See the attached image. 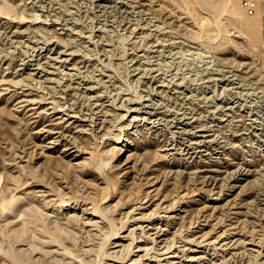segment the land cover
<instances>
[{"label":"rangeland","instance_id":"rangeland-1","mask_svg":"<svg viewBox=\"0 0 264 264\" xmlns=\"http://www.w3.org/2000/svg\"><path fill=\"white\" fill-rule=\"evenodd\" d=\"M160 1L176 19H158L139 0H0V264H128L139 251L112 245L143 210L179 216L160 249L142 236L150 255L175 247L184 258L183 244L200 239L208 257L193 264H264V39L261 27L255 40L246 31L259 17L239 0ZM47 45L76 49L82 61L51 81L24 77L22 58ZM157 64L161 81L140 68ZM91 83L96 90L86 89ZM25 93L31 99L19 101ZM140 94L194 111L222 145L186 153L189 135L171 122L125 127L123 113ZM58 106L83 119L59 122ZM69 140L84 150L77 164L63 151ZM239 167L249 179L225 203L202 176Z\"/></svg>","mask_w":264,"mask_h":264},{"label":"bare ground","instance_id":"bare-ground-1","mask_svg":"<svg viewBox=\"0 0 264 264\" xmlns=\"http://www.w3.org/2000/svg\"><path fill=\"white\" fill-rule=\"evenodd\" d=\"M95 1L97 2V5H100V7H101L102 5L106 4L105 1H107V0H95ZM139 1H141L142 5L149 8L151 11H153L158 16V19L163 20L164 22L169 23L176 16V14L173 12V10L170 7H168L166 4L161 2L160 0H139ZM103 8H104V6H103ZM155 18H157V17H155ZM174 19H176V18H174ZM259 25L256 22H249L248 23V25L246 27V31L248 32L251 39L255 40L257 38L259 31H260ZM139 27L145 28V27H147V25L145 23V25H140ZM155 28L158 29L157 27H155ZM22 29H18L17 31L21 32V31H23ZM151 29L149 30V32L150 31L152 32ZM76 30H77V28H76ZM74 31H75V29H74ZM162 34H163V32H162ZM158 36L160 38H158ZM158 36H157V38H158L157 43L160 45L161 43H163V40H166V38L160 36V34H158ZM172 40L176 41V40H174V38ZM163 45H165V42L163 43ZM54 52L55 53L57 52V53L55 54ZM36 55L28 56V58H26V57L22 58L23 61L21 64H23V66H21L20 69L22 70L21 73L26 72V75L24 77H28L31 75H38L39 77H41L45 81H51L53 79V77L50 76L49 74L56 72L57 70H60L61 66L65 65V67L69 69L66 72L68 73V75H70L73 72L71 70L74 68H77L79 66L78 65L79 62L82 61L81 55L76 49H71L69 51H67L66 49L57 50L56 47H53V46L48 47V45L45 47L43 46L42 50ZM149 60L146 59V61L151 64V62ZM157 63L159 64V62H157ZM154 66H146L145 65L144 67H140V68H143V70H147V69L153 70L154 73L152 74V76L154 78L158 79L159 81H161V78H160L161 77V69H162L161 67H163V66L162 65H158L157 67H156V65H154ZM70 77L72 78V75ZM227 78L233 82H236L235 77H229L228 76ZM98 79H99L98 77H93V79L91 78V81L94 80V82H95ZM99 80H98V82H99ZM163 80L164 79H162V82H160L159 85H164ZM23 86H25V85H23ZM85 87H86V89L93 91V90H96V87H98V85H97V83H91V84L86 85ZM21 88H24V87H21ZM24 89H26V88H24ZM99 94H101V93H99ZM26 95H27V93L24 94V96H26ZM143 95L140 94L136 98H133V101H138L139 103H137L136 105H128L126 107L127 111L125 113H123V117H125L127 114H129V116L127 117L128 120L126 121L125 127L133 128L134 126H136V129H140L141 128L140 126L147 125V124H152L151 127H154V126H158L159 123H162L163 121L168 122V123L171 122V126H177L178 128L180 127L179 128L180 130L177 129V131H184V132L188 133V135H189V138L187 137V141L186 140L183 141V144L185 142V145L183 147L180 146V148L182 147L183 149L187 150L186 153H189L190 151H191V153H193L197 150H198V152L199 151L201 152L205 149L212 147L213 144H220L223 141V140L219 141V139H217L214 136L209 137V136L213 135V132H212V130L214 129L213 125L205 123V122H203V120H200V116L196 115L194 111L193 112L191 110L188 111L187 109H185V110L183 109V111H178V110L174 111L173 108L172 109L169 107L167 108L166 106H165L166 108H163V106L161 104H159L158 102L155 101L153 96H151V95L143 96ZM29 99H31V98L26 96V97H23L19 101L23 102V101L29 100ZM232 106L233 105L229 104L226 106V108L230 109V108H232ZM48 108H50V107H48ZM56 112H62V114H59L56 117V118H60L59 122H62L65 119V120L69 121V124H70V122L73 123L79 118L83 119L82 116H80V114H79L80 109H76V107L75 108L59 107L56 109ZM72 117H75L76 119L72 120L71 119ZM129 130L130 129H128V131ZM116 141L121 142L122 140L120 138H118ZM69 142H72V141L69 140V141L65 142L64 147H63V151L66 152L67 150H70V154H72V156H71L72 159L70 158V159H68V161L71 164H75V163L77 164L80 162V159H78V158L80 155H82L84 150H82L79 147L78 143H74V145L78 146V147L72 149V146L69 145ZM171 143H174V142L172 141ZM177 144H178V142H175L174 145L170 146V148L176 147ZM220 145H222V144H220ZM201 146H203V147L206 146V148L205 147L202 148ZM115 148H117L118 151H121L123 149L122 145L116 146ZM76 150H82V152H78ZM130 156L131 155L129 154L128 157H130ZM177 171H178V169H177ZM226 172L227 173L224 175H220V173L215 172V171H213L211 173L208 172V173H204L202 177H203V181L205 182V184L211 185V187H210L211 191H213V189H215V187H219V190H217V193L219 195L218 197H221L223 193H226L227 194V196H226L227 200H226V202L225 201L224 202L229 203V201L231 199V197H229V195L234 194V191L238 187H241L240 188V190H241L243 188V186L246 185L247 181H245V180L249 179L250 172H249V170L246 171L243 168L241 169V167L234 168V169L226 171ZM224 183H227V189L230 190L229 193L222 192L224 189L222 187ZM163 199H165V196H164V198H162V200ZM199 199H201V198H199ZM159 202L160 201H158V203ZM152 203H153V201L150 202L149 204L142 205L140 207H148ZM158 203H156V205ZM99 209H100V207L95 205L93 215L91 217H89L90 221L94 220V217L97 215V212ZM181 210H184V208L183 209L181 208ZM147 213L148 212H144V210H143L140 215L133 214L132 218L130 220L136 221V224L133 225V227H130L131 230L129 233L123 234V235L119 234V236H118L119 238L116 239L112 245L114 248H117V247H124L125 244L128 243L129 248H130V250H129L130 253L132 251L134 253L135 252L134 250L139 251L137 253L138 256L133 257L128 264H193L194 262H196L199 259H203V261H204V259L206 257H208L206 251L204 253V250L201 248V244H200L201 240L200 239L198 240L199 242H197L195 244H192V242L190 244H187V242H185L183 244L182 251L184 250L185 252H183V254H186V256L184 258L180 257L179 251L181 248L176 249L175 247H174V249L171 248L172 250L168 251V253L160 252L157 254L150 255L149 249L146 245L147 244L146 238H142V236L146 235V236L151 237V240H153V244H150V245H153L151 247L156 248V246L158 245V247L160 249V246L162 244H166L169 242L170 237H171V233L173 232L172 226L174 223V218L179 217V216H178V213L165 214L166 215L165 217H170L171 219L173 218V221H172V220H170V218L168 219V218H162V217L160 219H156L152 216L146 218L145 215ZM137 229L140 230V232L138 230L139 235L137 234ZM200 230H202V229H199V231ZM224 232H225V230H224ZM130 234L133 235L132 239H130L129 242H126L124 239L130 238L131 237ZM223 234H224L223 231H221L217 235V237H220ZM201 235L202 234H199L198 236H201ZM138 237H139V239H138ZM135 241H137L136 242L137 244L134 245Z\"/></svg>","mask_w":264,"mask_h":264},{"label":"built area","instance_id":"built-area-1","mask_svg":"<svg viewBox=\"0 0 264 264\" xmlns=\"http://www.w3.org/2000/svg\"><path fill=\"white\" fill-rule=\"evenodd\" d=\"M245 13L250 16H258L261 34L264 39V0H239Z\"/></svg>","mask_w":264,"mask_h":264}]
</instances>
